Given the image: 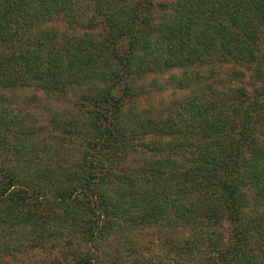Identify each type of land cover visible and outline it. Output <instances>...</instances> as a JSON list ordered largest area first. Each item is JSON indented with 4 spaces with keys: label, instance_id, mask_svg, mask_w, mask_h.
I'll use <instances>...</instances> for the list:
<instances>
[{
    "label": "trees",
    "instance_id": "1",
    "mask_svg": "<svg viewBox=\"0 0 264 264\" xmlns=\"http://www.w3.org/2000/svg\"><path fill=\"white\" fill-rule=\"evenodd\" d=\"M156 1L0 0V251L127 264L155 228L176 261L264 263V0ZM171 70L185 98L125 107ZM28 89L80 113L45 136L7 96Z\"/></svg>",
    "mask_w": 264,
    "mask_h": 264
},
{
    "label": "rangeland",
    "instance_id": "2",
    "mask_svg": "<svg viewBox=\"0 0 264 264\" xmlns=\"http://www.w3.org/2000/svg\"><path fill=\"white\" fill-rule=\"evenodd\" d=\"M157 4L153 8L156 17L162 15L161 4L172 5L173 0H157ZM64 27V26H63ZM76 33H81V31ZM240 69L242 73H245L240 67L230 66L228 76H224L223 69L217 72L219 79L223 81H235L239 83L235 85H242L244 77H236L232 73L233 70ZM180 70H171L162 74H148L135 79L133 82L134 96L130 99H125V107L134 108L139 112L151 111L155 116L165 111L169 106L173 105L176 101L182 100L189 93V89H180L177 86V80L181 77ZM247 73L245 74V76ZM211 81V80H210ZM78 93H70L65 97L57 98L53 96H47L41 91L35 90H24L15 91L7 95L11 97V107L15 111H19L21 114H27L30 118L31 123L34 127L41 131V134L47 136L49 133L56 135L58 130L55 129L53 121H70L69 119L77 116L80 111L79 107L76 106L78 100ZM2 100H0V106ZM3 105L8 106L9 104L5 101ZM81 109V108H80ZM82 110V109H81ZM132 162V161H131ZM131 166L135 167V162L130 163ZM142 235H137L133 240L137 241L138 247L137 254L128 257L126 251H122L126 258L127 264L132 263L133 259L137 258V262L141 261L142 264H201L191 260H175L173 255L169 251V246L163 245L164 235L161 230L155 228H149L144 230ZM176 239V238H175ZM116 244H113L108 249H105L106 259L105 262L113 257L118 256ZM120 248V247H119ZM199 249H207V244L199 246ZM55 259L61 261V247L52 249L51 251L45 249L25 250L22 252H14L8 254L0 251V264H51ZM177 259V257H176ZM175 261V262H174ZM264 264V263H262Z\"/></svg>",
    "mask_w": 264,
    "mask_h": 264
}]
</instances>
